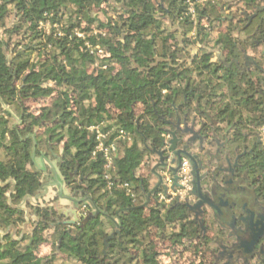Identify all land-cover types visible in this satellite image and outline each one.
<instances>
[{"label":"trees","instance_id":"trees-1","mask_svg":"<svg viewBox=\"0 0 264 264\" xmlns=\"http://www.w3.org/2000/svg\"><path fill=\"white\" fill-rule=\"evenodd\" d=\"M225 5L206 0L192 21L184 0H0V264H161L152 236L174 249L194 237L180 204L161 214L156 194L142 207L137 173L143 139L161 134L160 117L184 100L178 87L190 85L186 54L220 37L212 30ZM105 9L113 17L102 22L97 13ZM91 26L106 33L88 37ZM51 98L37 113L27 106ZM92 126L112 136L132 130L131 144L117 141L113 169L92 154ZM48 166L84 210L74 221L41 206ZM23 225L33 229L17 231ZM47 243L54 251L38 257Z\"/></svg>","mask_w":264,"mask_h":264},{"label":"flooded vegetation","instance_id":"flooded-vegetation-1","mask_svg":"<svg viewBox=\"0 0 264 264\" xmlns=\"http://www.w3.org/2000/svg\"><path fill=\"white\" fill-rule=\"evenodd\" d=\"M221 9L224 19L212 30L220 37L189 49L190 85L178 87L183 102L160 117L161 134L143 139L142 167L150 162L143 193L154 200L165 174L177 188L173 178L186 162L189 191L174 204L193 239L211 245L215 264H264V0Z\"/></svg>","mask_w":264,"mask_h":264},{"label":"rangeland","instance_id":"rangeland-1","mask_svg":"<svg viewBox=\"0 0 264 264\" xmlns=\"http://www.w3.org/2000/svg\"><path fill=\"white\" fill-rule=\"evenodd\" d=\"M201 5H202V3H201ZM104 13L105 14H103V15L101 13H97L98 19L101 20L102 22H107L106 21L107 18L113 17V13L108 9H105ZM6 26L11 27V24L7 23ZM176 28L177 27H175V26L169 27V29L172 32L175 31ZM45 29L48 31L49 27H45ZM105 33L106 32L104 30H102V29L99 30L95 26H91L89 28V31L85 35L89 37L91 35L93 36L96 34L104 35ZM82 36H84V34L79 35V37H82ZM18 41H19L18 36L13 37V42H18ZM21 45L22 44L19 43V46L17 48L20 49ZM93 52H95L96 54H98L100 56H106L103 51H101V53H98L97 50H93ZM190 55H191V53L186 54V56H188V60L190 58ZM98 65H99V63L97 61L92 68H95V67L97 68ZM52 101H53V98L44 100L43 102H38L34 105L27 104V106H31L32 111L34 113H37L38 110H40V108H42L44 105L45 106L50 105ZM8 110L14 115L13 108L8 107ZM137 111H138L137 113L139 114L141 110L138 109ZM12 121H16V119H12ZM159 126H160V128H167L165 125L160 124V123H159ZM131 132H132L131 129L126 130V133L130 134ZM131 143H132V140L130 141V144ZM143 162H145V159ZM51 164L55 167L54 162H51ZM149 166H150V162L147 166L146 165H144L143 167L141 166L138 169V173H137L138 176L142 177L143 174L147 175L146 171H148ZM51 171H52L51 168L48 166V167H46V171L43 173L42 180H43V182L47 183L48 186H46L45 199H44V201L40 202L41 206L42 207L47 206V205L53 206L57 211H60V213L63 212L66 214V217L64 219L65 222L69 223L71 221H74V219L77 218V216L80 213H83L84 210H82L81 207H79V205H74L73 202L70 201V198H71L70 190L64 184L59 185L58 183L54 182L53 177H49L52 175ZM157 195H158V193H157ZM157 202L160 204L159 209L161 210V214H163L165 208L172 205L175 202V200L172 202H169V203H165L164 201H159L157 198ZM147 205H148V203H146L145 206H147ZM82 208H84V206ZM26 212L28 213V210H26ZM32 229L33 228L31 225H23L20 228H18L17 231L24 233V232H27L28 230H32ZM176 231H178V230L176 229ZM152 233H153V230H152ZM49 234H50L49 231H47L44 233V236L47 237ZM151 239L156 243L157 251L161 254V257L159 258L161 264H199L201 261H203L206 264H215L214 261L208 255L209 254L208 248H212L211 245L208 244V245H206V250L205 249L201 250V247H203L201 240L199 241V240L193 239V238L189 239V240H184V244L182 246H180V247L176 246V248L174 249V246L169 241H161L157 237H153V236L151 237ZM149 241H150V238H149ZM197 244L199 245V247L196 246ZM53 251H54V248L52 247V245L50 243L43 244L38 248L37 256L38 257L49 256L52 254ZM56 257H57L56 262L62 263L61 257H59L60 259L58 258V256H56Z\"/></svg>","mask_w":264,"mask_h":264},{"label":"built area","instance_id":"built-area-1","mask_svg":"<svg viewBox=\"0 0 264 264\" xmlns=\"http://www.w3.org/2000/svg\"><path fill=\"white\" fill-rule=\"evenodd\" d=\"M205 1L206 0H184V3L186 5V15L189 16L192 21H196V5L201 3L203 4ZM87 47L91 49V46L88 44ZM95 50H97L98 53H101L102 51L98 47H96ZM88 131L94 135L96 142L92 154L102 155L103 168L105 170L113 169L114 161L117 157V141L125 140L127 142H130L131 137H129L123 129L118 130L114 136H112V133L110 131H102L100 126L89 127ZM111 137H113L112 140H110ZM188 182V167L186 162H183L179 170V186L177 188H173V183L170 176L165 174L163 178V188L158 192L157 195L158 200L164 201L165 203H169L174 200H183L187 196V192L189 191Z\"/></svg>","mask_w":264,"mask_h":264},{"label":"water","instance_id":"water-1","mask_svg":"<svg viewBox=\"0 0 264 264\" xmlns=\"http://www.w3.org/2000/svg\"><path fill=\"white\" fill-rule=\"evenodd\" d=\"M185 133V132H184ZM176 142H177V140H176V138L174 137V135L172 134V140L170 141V145H171V148H170V150L171 151H174V149H175V147H176ZM173 181H174V185L175 186H178L177 185V181H178V178L176 177V176H174V178H173ZM160 185V184H159ZM159 185L157 186V187H159ZM153 191H155V190H153ZM152 191V192H153ZM147 203V202H146ZM146 203L142 206V207H144L145 205H146ZM76 219V218H75Z\"/></svg>","mask_w":264,"mask_h":264},{"label":"crops","instance_id":"crops-1","mask_svg":"<svg viewBox=\"0 0 264 264\" xmlns=\"http://www.w3.org/2000/svg\"><path fill=\"white\" fill-rule=\"evenodd\" d=\"M225 2H226V5H229L230 3H232L233 2V0H224ZM225 5V6H226Z\"/></svg>","mask_w":264,"mask_h":264}]
</instances>
